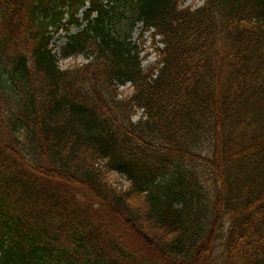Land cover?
Here are the masks:
<instances>
[{
	"label": "trees",
	"instance_id": "1",
	"mask_svg": "<svg viewBox=\"0 0 264 264\" xmlns=\"http://www.w3.org/2000/svg\"><path fill=\"white\" fill-rule=\"evenodd\" d=\"M130 261L264 264V0H0V264Z\"/></svg>",
	"mask_w": 264,
	"mask_h": 264
},
{
	"label": "rangeland",
	"instance_id": "2",
	"mask_svg": "<svg viewBox=\"0 0 264 264\" xmlns=\"http://www.w3.org/2000/svg\"><path fill=\"white\" fill-rule=\"evenodd\" d=\"M200 1L201 0H182L183 4H198ZM75 29H76V26H71L69 31H74ZM130 39L131 41L136 43V45L139 48V55L141 57L142 65L147 64L154 58V53L152 51V42L156 40V35H154L152 39V37L150 36L149 30H141L139 29V27L136 26V28H134L131 32ZM64 40H65V36H64V31L62 29L58 30L51 37V41H52L51 43L54 44V48L56 49L58 48L60 44L64 42ZM76 60H83V57L80 54H77ZM68 61H70L69 57L62 59L60 62H61V65L63 66ZM119 88L125 92L127 90V83L121 85ZM138 113L139 111H137L132 116V118H136ZM113 176L120 178L119 176L116 175L115 172L111 173V177ZM120 227L122 229V232L118 230L121 233V236H117L118 240L122 243L123 246L127 247L130 250L142 249L143 251L142 250L139 251L138 255L143 256L144 249H143L142 242L137 237L131 234H128L129 232L124 230L122 226Z\"/></svg>",
	"mask_w": 264,
	"mask_h": 264
}]
</instances>
